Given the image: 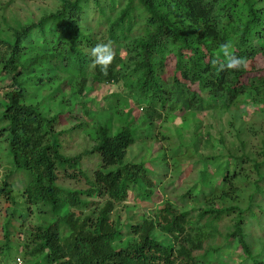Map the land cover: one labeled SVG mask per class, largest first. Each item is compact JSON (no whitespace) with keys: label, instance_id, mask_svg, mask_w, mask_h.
<instances>
[{"label":"trees","instance_id":"trees-1","mask_svg":"<svg viewBox=\"0 0 264 264\" xmlns=\"http://www.w3.org/2000/svg\"><path fill=\"white\" fill-rule=\"evenodd\" d=\"M9 30L12 39H0V75L9 77L0 103V138L15 170L0 184V254L8 252L22 226L18 220L31 210L45 217L29 232L24 256L41 257L44 264H205L208 238L220 234L221 222L233 228L226 236L235 237L250 254L242 225L244 217L260 215L253 204L264 194V131L257 133L260 144L252 150L237 135L238 147L228 152L233 162L221 173L222 184L235 193L237 169L255 176L247 207L192 214L164 203L155 213L157 221L147 217L122 232L111 215L128 192L141 181L149 188L142 193L146 200L154 196L146 168L123 165L126 151L136 143L130 114L115 121L121 124L115 132L109 122L95 128L88 154L98 156L100 164L94 158L89 177L82 156L61 152L66 130L55 131L59 114L46 112L43 101L34 104L28 87L68 75L82 95L92 68L94 84L120 83L146 103L149 124L160 117L159 109H228L240 96L264 109V0H60L57 11ZM108 41L115 56L104 73L92 66L89 49ZM226 41L233 43L234 55L249 60L247 71L218 70L224 62L220 45ZM23 179L27 182L18 189ZM63 180L83 185L63 188ZM102 197V203L94 199ZM158 233L174 242L157 240ZM118 234L128 239L116 247Z\"/></svg>","mask_w":264,"mask_h":264},{"label":"rangeland","instance_id":"rangeland-1","mask_svg":"<svg viewBox=\"0 0 264 264\" xmlns=\"http://www.w3.org/2000/svg\"><path fill=\"white\" fill-rule=\"evenodd\" d=\"M59 7L60 0H0V39L10 41L12 31L9 29L35 23ZM3 50L0 44V55ZM119 50L116 49L117 52ZM91 75L92 68L89 69L82 95L76 91L77 81L68 75L46 82L43 87L29 86L28 90L33 93L31 101L34 104L43 101L46 112L59 114L60 125L55 131L66 130V135L61 139V152L66 157L82 156L81 166L89 177L93 176L95 169L94 158L100 164L98 156L88 154L95 145V128L109 122L115 132L121 126L115 121L130 114L132 127L136 129V143L126 151L123 165L142 164L153 183L154 196L146 200L142 193L149 188L141 181L138 187L128 192L127 199L117 205L111 215V219L118 221L122 232L128 231V225L140 224L147 217L157 221L155 213L164 203L171 204L177 212L192 214L204 209L247 207L255 176L237 169L238 178L232 182L235 193L230 185L222 184L221 173L233 162L228 152L238 147L239 139L248 140V150L260 144L257 133L264 131L262 105L240 96L228 109L215 107L184 113L176 109H159L160 117L149 124L146 120V103L138 101L120 83L94 84ZM44 76H47V72ZM8 78L0 75V103L9 85ZM14 170L8 146L0 138V184ZM25 180H20L18 189L25 186ZM60 184L69 189L83 185H76L73 180H63ZM94 199L102 203L105 198ZM18 200L22 199L18 197ZM254 202L260 215L244 217L242 225L250 256L244 253L235 237L226 236V233H232L233 228L221 222L220 234L208 238L210 248L205 264H254V260L264 264V194L256 197ZM0 209V215H3L2 206ZM73 210L79 212L78 209ZM24 214L26 218L18 220L22 226L17 228L18 232H14L10 249L0 254V264H18V259L19 264H44L41 257L26 258L24 245L29 232L42 223L45 215L39 214L38 210ZM129 238L134 236L130 235ZM127 239L128 236L118 234L114 245L118 246L120 241ZM157 240L174 242L173 237L160 233Z\"/></svg>","mask_w":264,"mask_h":264},{"label":"clouds","instance_id":"clouds-1","mask_svg":"<svg viewBox=\"0 0 264 264\" xmlns=\"http://www.w3.org/2000/svg\"><path fill=\"white\" fill-rule=\"evenodd\" d=\"M233 43L226 41L220 45V51L224 57V62L219 64V71H247L250 66V62L246 57H237L233 54ZM89 54L93 67H99L104 73H107L108 68L114 60V50L111 41L96 43L91 49ZM217 63L213 60V65ZM19 264V261H18Z\"/></svg>","mask_w":264,"mask_h":264},{"label":"built area","instance_id":"built-area-1","mask_svg":"<svg viewBox=\"0 0 264 264\" xmlns=\"http://www.w3.org/2000/svg\"><path fill=\"white\" fill-rule=\"evenodd\" d=\"M18 261H19V259H18Z\"/></svg>","mask_w":264,"mask_h":264}]
</instances>
